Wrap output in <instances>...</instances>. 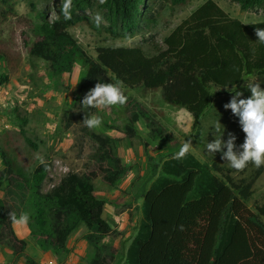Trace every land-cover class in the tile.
<instances>
[{
  "label": "trees",
  "instance_id": "16d2710c",
  "mask_svg": "<svg viewBox=\"0 0 264 264\" xmlns=\"http://www.w3.org/2000/svg\"><path fill=\"white\" fill-rule=\"evenodd\" d=\"M12 0H0V18L12 13ZM168 3L171 9L187 0H73L72 18L60 14L52 20L34 24L19 17L0 32V86L19 71L24 57L47 63L57 80L70 76L77 63L84 76L71 103L63 114L67 128L82 121L97 109L84 108V95L96 83H119L122 90L143 87L160 89L163 100L185 109L196 124L213 102V88H234L245 76H264V44L258 41L256 28L264 21L245 24L230 17L215 1L207 0L183 19L155 47L153 54L139 46L98 47L92 58L68 29L86 24L97 33L113 37H132L151 19V6ZM240 10L264 9V0H232ZM8 8L9 12L6 11ZM101 14L97 27L93 17ZM125 135H136L135 124L143 119L154 140L177 142L176 136L146 106L127 96ZM20 135L33 150L37 145L25 135L26 119L16 113ZM94 154L82 173L68 172L49 191L43 183L52 164L38 163L31 170L20 164L12 152L7 132H0V246H4L20 264H42L19 238L9 214L27 213L23 224L34 244L43 252H68L67 241L80 225L88 230L89 244L114 234L104 218L105 201L95 194V183L115 187L128 167L114 153L112 138L87 133ZM47 165V166H45ZM254 167L248 177L232 176L236 170L217 162H202L189 152L183 159L175 155L151 169L149 185L143 187L142 218L126 249L122 264H264V202L255 210L247 202L264 171ZM117 248L94 249L88 264H112ZM12 262L8 264H12Z\"/></svg>",
  "mask_w": 264,
  "mask_h": 264
},
{
  "label": "rangeland",
  "instance_id": "374dc122",
  "mask_svg": "<svg viewBox=\"0 0 264 264\" xmlns=\"http://www.w3.org/2000/svg\"><path fill=\"white\" fill-rule=\"evenodd\" d=\"M207 0H187L186 4L171 9L168 3L156 2L151 6V19L132 37L117 38L106 33H97L86 24H79L68 29L80 46L92 57L96 58L98 47H134L139 46L147 53L153 54L155 47H163L164 38L199 5ZM230 17L245 24L264 21V9L248 11L240 10L237 3L232 0H213ZM60 0H12L10 5L12 13L8 18H0V32L6 28L11 20L23 17L38 24L43 18L51 19V12L56 13ZM6 11L9 12L8 8ZM4 66L0 63V73ZM85 68L77 63L70 76L62 80L55 79L48 70L46 62L24 57L18 73L11 80L0 86V132H7L12 141V152L20 164L31 170L40 163L37 157L44 161L50 160L52 167L43 183V192L56 186L68 173H82L84 166L94 154V145L87 133L94 132L112 134L114 153L119 156L124 165L128 167L115 187H107L100 182L95 183V194L105 201L103 216L114 230V234L99 240L96 244H89L84 236L95 229L88 230L80 225L67 241L68 252H43L31 239L28 230L23 224H14L19 238L27 242V250L42 264H88L94 249L107 246L117 248L112 264H122L127 247L137 232L142 218V199L138 196L143 187L149 185L151 169L164 159L175 155L181 145L190 139L192 148L190 152L202 162H217L220 166L229 167L228 162L222 159V152L213 155L206 150V143L215 138L214 126L219 121L224 126L221 137L227 141L229 133L236 137L235 151H242L240 145L244 143L245 133L239 123V117L225 109L235 92L243 93L240 98H249L251 91L247 83L258 82L264 89V76L249 75L234 88H213V102L206 112L193 124L192 116L183 108L166 103L160 89H146L143 87L133 90H124L127 96L134 97L146 106L157 119L176 136L177 142L169 143L154 140L146 127V122L140 119L136 124V135L129 138L125 135V105L114 106L95 114L103 118V123L96 129L87 128L82 121L71 122L66 128L63 123V114L73 110L71 103L83 79ZM16 113L25 118L27 123L23 126L26 137L37 145L33 150L20 135V127L16 125ZM183 125V127H181ZM221 126V127H223ZM227 149L225 148L224 151ZM264 167V166H263ZM0 168H3L0 163ZM254 167L248 166L243 171L232 174L239 180L248 177ZM1 195V193H0ZM264 202V171L253 187V194L247 205L255 210L257 205ZM31 254V255H32ZM13 261L9 251L0 246V264ZM18 261L12 264H19Z\"/></svg>",
  "mask_w": 264,
  "mask_h": 264
},
{
  "label": "clouds",
  "instance_id": "9594fccd",
  "mask_svg": "<svg viewBox=\"0 0 264 264\" xmlns=\"http://www.w3.org/2000/svg\"><path fill=\"white\" fill-rule=\"evenodd\" d=\"M100 4L106 3V0H99ZM73 0H61L60 14L65 20L72 18ZM57 16V13L51 12L50 18ZM97 27L103 22L101 14L97 13L93 18ZM258 41L264 44V29L255 30ZM246 87L250 89L249 98H240L243 93L237 91L231 100L224 105L225 109H231V112L239 117V123L242 131L245 133V140L240 148L242 151H235L236 137L229 133V138L225 142L221 139L224 134V126L217 121L214 130L215 138L212 142L206 143L207 152L212 155L216 152H222V159L228 162L229 167L236 171H243L249 163L259 168L264 166V89L258 82L247 83ZM128 97L122 90L119 83L98 82L91 88L81 101L84 108L105 110L114 106H123L127 103ZM103 123V118L95 113L85 114L83 124L89 129H96ZM223 126V127H221ZM183 127V125H181ZM192 142L190 139L182 143L178 152L175 153L176 159H183L191 150ZM227 149L224 151V149ZM41 164H45L43 158L37 157ZM47 166V165H45ZM14 224H27L29 217L27 213H22L19 217L15 213L9 214Z\"/></svg>",
  "mask_w": 264,
  "mask_h": 264
},
{
  "label": "crops",
  "instance_id": "0c3cea01",
  "mask_svg": "<svg viewBox=\"0 0 264 264\" xmlns=\"http://www.w3.org/2000/svg\"><path fill=\"white\" fill-rule=\"evenodd\" d=\"M105 135H107V136H109V137H111L112 138V134H111V132H109V131H107V132H105ZM9 251V250H8ZM9 254H10V258H13V256H12V254H11V252L9 251ZM32 254V253H31ZM33 255V254H32ZM19 264H20V261L18 262Z\"/></svg>",
  "mask_w": 264,
  "mask_h": 264
}]
</instances>
